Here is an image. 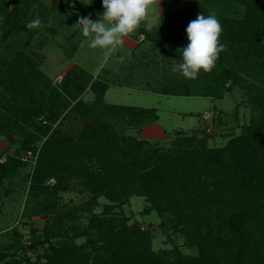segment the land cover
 <instances>
[{
  "label": "trees",
  "instance_id": "trees-1",
  "mask_svg": "<svg viewBox=\"0 0 264 264\" xmlns=\"http://www.w3.org/2000/svg\"><path fill=\"white\" fill-rule=\"evenodd\" d=\"M169 1L186 8L187 26L199 13L215 12L223 27L220 43L227 51L219 54L210 73L201 69L195 80L184 78L154 92L221 99L233 86L252 79L250 99L260 113L223 145H209V139L212 131L230 122L228 114L212 109L204 117L209 122L202 135L176 130L167 148H153L137 135L121 136L103 112L136 129L158 121L155 108L105 103L106 84L98 80L100 84L84 86L81 74L70 70L82 69L76 64L60 84H53L23 54L0 55V138L10 145L16 136L19 141L13 155H0L5 157L0 177L18 175L19 168L32 161L30 189L37 192L34 196L45 194L40 212L51 224L42 240L28 244L14 229L13 255L7 260L2 252V264H264V0ZM39 4L0 0V29L25 27L41 16ZM90 5L81 16L93 19L104 11L102 0H90ZM77 13L71 14L68 25L76 24L81 17ZM72 29L76 35L79 29ZM184 41L187 46V34ZM171 52L182 57L179 50ZM89 88L96 95L91 104L82 96ZM69 115L84 119L81 128L75 126L76 137L61 128ZM73 182L91 194L89 201L56 209L58 194L69 191ZM130 196L144 197V215L156 212L168 240L173 241L174 234L194 252L186 253L178 244L155 250L150 231L129 223L126 215L109 214L111 205H124ZM99 197L107 199L102 215L93 212ZM81 216L88 219L86 226L68 228ZM80 236L86 241L77 244ZM50 237L58 238L56 243L32 259L28 252L44 240L51 242Z\"/></svg>",
  "mask_w": 264,
  "mask_h": 264
},
{
  "label": "rangeland",
  "instance_id": "rangeland-1",
  "mask_svg": "<svg viewBox=\"0 0 264 264\" xmlns=\"http://www.w3.org/2000/svg\"><path fill=\"white\" fill-rule=\"evenodd\" d=\"M36 1L38 4L43 5L38 9L39 14L41 12V16H36L40 18L42 26L35 29H28L26 26L18 29L15 26L10 29L6 26L2 27L0 29V55L4 57L17 53L23 54L25 59L32 64V67L47 75L53 84H60L62 78L70 69L66 68L71 64H76L83 69L74 66L70 70L81 74L79 78L84 82V86L93 85V81L104 82V73H101L102 68L103 71L107 70L109 72L107 73L108 75L116 71V68L120 72V77L121 75H135L136 79H134V82H138L140 78L138 86H142L144 83L150 84L149 90L153 92H158L162 87L169 89L173 85L178 84V80L184 79L181 74L172 71L174 64L182 62V57L173 54L171 51L173 49V52H176L185 46L186 8L169 0H160V9L155 3L150 5L148 14L141 21L140 26L125 37V40L131 38L134 43L131 56L129 52L127 53L128 50L120 45L117 46L116 52L106 58L100 49L88 47V41L82 36L81 32L75 35V29L71 30L74 24L68 25V21L71 20V14L78 12L77 15L81 16L80 13L86 12L88 8L90 9V0ZM10 8L11 6L8 9ZM102 13H95L94 17ZM36 17H33V19ZM139 35H144V39L140 42L138 41ZM119 51L122 54H119ZM120 57H123V61L120 60ZM122 62L123 64L121 65ZM109 69L114 71L111 72ZM251 80L248 79L233 86L231 91L227 92L221 99L208 97H171L167 99L164 97L159 98L157 94L151 92L135 90L128 93L126 89L121 91L119 88L116 91L112 90L111 95H113V98L107 95L106 102L113 100V103L123 105L154 107L160 116L158 123H156L157 126H162L168 130L170 128V131H199L200 135H202L200 130H203L205 124L209 122V118L202 119L199 115L204 110L209 111L214 108L215 111L228 114V121H230L225 127L212 131L209 145L219 146L223 145L230 137L239 134L241 126L248 123L252 116L260 113L259 109L256 108L257 104L250 99L254 96ZM82 96L89 104L96 98L95 93L90 88ZM103 113L109 125L121 136L137 135L140 137L139 134L144 126L149 124L146 123L141 128L133 129L128 125L116 122L107 111ZM73 116L69 115L67 119H64L61 123V128L76 137L75 126L81 128L84 124V119L79 117L76 119ZM235 119L237 123H235ZM149 130L146 132L147 135L150 133ZM209 130L208 128L207 131ZM150 135L153 136V138H149L151 147L161 146L159 148L164 149L170 145V141L176 136V134L172 136L168 134L170 136L165 137L158 132ZM158 136H161L162 139H159L160 137ZM15 139L16 141L10 145L6 139L0 138V155H13L16 148L19 147L17 136ZM37 144V146H40L41 141ZM4 159L5 157H1V162ZM28 161L30 162L28 165L19 168L18 175L0 177V255L2 252L6 253L7 260H9L10 255H13L14 249L11 246L14 229L21 235L23 244H28L31 240H42L45 228L51 225L49 224L50 220L49 222L46 221L41 217L42 212H40L41 205L39 203L44 202L45 194L40 197L34 196L37 192H33L30 189L29 180L33 164L32 161ZM90 196L91 194L84 191L77 182H73V186L69 191L58 194L59 203L55 208L61 209L63 207L62 210L65 208H76V206L78 207L89 201ZM105 203H107V199L99 197L93 212L97 215H102ZM145 205L144 197L130 196L124 205H111L109 214L126 215L129 218V223L135 222L141 228L150 231L153 237L152 247L155 250L161 247L171 248L178 244L186 253L194 252L182 245L184 240L176 238L174 234L172 235L174 236L172 237L173 241L168 240L167 235L163 234L159 228L160 218L158 214L151 212L144 215L143 209ZM78 212L80 213V211ZM87 220L85 217L75 218L76 224H67V226L70 229L77 226L83 228L87 225ZM170 224L172 222H169L167 229L170 228ZM57 225L55 224V231ZM33 229H36V231L33 232ZM70 233L74 234L72 230ZM50 238L51 242L44 240L36 245L33 250L29 251L28 255L32 259H36L45 251H48L49 244L56 243L58 239L55 237ZM75 241L77 244L84 243L86 236H80ZM2 263L3 259H0V264Z\"/></svg>",
  "mask_w": 264,
  "mask_h": 264
},
{
  "label": "clouds",
  "instance_id": "clouds-1",
  "mask_svg": "<svg viewBox=\"0 0 264 264\" xmlns=\"http://www.w3.org/2000/svg\"><path fill=\"white\" fill-rule=\"evenodd\" d=\"M154 3L159 8L160 0H102L104 11L98 14L97 20L91 19L90 16H81L73 26L87 39L89 48L100 49L107 58L117 51V46L123 44L125 37L140 26L148 14L149 6ZM41 26L39 17L26 25L28 29ZM185 31L189 43L179 49L182 62L174 64L172 71L186 79L195 80L201 69L204 73H210L218 61L219 54L227 51L226 45L220 43L223 27L215 12L207 16L199 13L189 22ZM120 60L123 61V57H120Z\"/></svg>",
  "mask_w": 264,
  "mask_h": 264
},
{
  "label": "crops",
  "instance_id": "crops-1",
  "mask_svg": "<svg viewBox=\"0 0 264 264\" xmlns=\"http://www.w3.org/2000/svg\"><path fill=\"white\" fill-rule=\"evenodd\" d=\"M98 17L99 16L94 17L93 20H96ZM79 32H80V30H78L77 34ZM122 46H123V48H126L128 50L127 53L129 52L130 53V56H131V51H132V49L134 47L133 40L131 38L125 40V38H124V42H123ZM118 53L119 54H122L121 51H119ZM117 57H119V56H117ZM122 64H123V62L121 63V65ZM73 65L74 64L69 65L66 69L72 67ZM113 69H115V68H113ZM113 69H109V70H111V72H112V71H114ZM117 69L118 68H116L115 69L116 71H114L113 73H110L109 75L107 74V73H109V72H107V70L106 71L105 70L103 71V68L101 69V73H104L103 74V79H105L104 84H106V86H107L106 89H105V91H104L103 99H104V102L107 103V104H118V103H113V100L111 102H108V101L106 102V100H107L106 97H107V95H110V97L113 98V95H111L112 90L113 91H116L119 88L121 89V91L123 89H126V91L128 93H130V91H135V90H137V91L151 92V93L157 94V96H159V98L160 97H164V98H167L168 99V98H171V97H175V98H177V97H185V96L163 95V94H159V93L153 92L152 90H149L150 88H148L147 86L145 87L146 83H144L142 86H140V85L138 86V84H140V78H139V81L138 82L137 81L134 82V79H136V76L135 75H131V76H128V75L123 76V75H121V77H120L119 76V73L120 72L117 71ZM143 86L145 87V89L143 88ZM119 105H123V104H119ZM129 106L144 107V106H140V105H129ZM145 108H150V107H145ZM213 110H215V109L213 108ZM206 112H208V111L207 110H204L199 116H201V118L203 119ZM159 118H160V116H159ZM158 121H159V119H158ZM158 121L157 122H154V123L146 124L144 126V128L142 129L141 133L139 134L140 137L142 139L148 138L146 140L151 141L149 138H153V136H151L150 134H153V133L158 132V133L161 134V136L163 134V136L167 137V136H170L168 134H172L174 131H176V130L170 131L171 130L170 128L168 130V129H165L164 127H162V126L161 127L160 126H157L156 123H158ZM148 129H150L149 130L150 133L147 135L146 132H147ZM161 136H158V137H160L159 139H162ZM165 137H163V138H165ZM154 141H157V140H154Z\"/></svg>",
  "mask_w": 264,
  "mask_h": 264
},
{
  "label": "built area",
  "instance_id": "built-area-1",
  "mask_svg": "<svg viewBox=\"0 0 264 264\" xmlns=\"http://www.w3.org/2000/svg\"><path fill=\"white\" fill-rule=\"evenodd\" d=\"M144 39V35H139L138 37V41H142ZM209 116V113H206L204 117H208ZM30 157V153H28V155H26L24 157V160H27L28 158ZM49 182H53V180L51 179Z\"/></svg>",
  "mask_w": 264,
  "mask_h": 264
}]
</instances>
